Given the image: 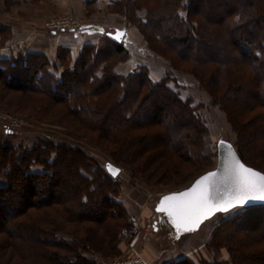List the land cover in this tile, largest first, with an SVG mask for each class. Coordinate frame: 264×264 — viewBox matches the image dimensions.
<instances>
[{"label":"trees","instance_id":"16d2710c","mask_svg":"<svg viewBox=\"0 0 264 264\" xmlns=\"http://www.w3.org/2000/svg\"><path fill=\"white\" fill-rule=\"evenodd\" d=\"M108 1L139 30L145 50L164 60L163 77L139 62L124 71L129 52L107 36L104 48L84 45L73 63L60 55V66L32 52L8 57L2 25L4 91L40 95L41 112L62 104L68 125L132 179L180 184L217 154L202 105L183 99L175 88L185 84L170 78L185 74L225 113L234 133L226 142L264 173V0ZM10 139L0 138V264H100L121 254L129 223L120 177L65 141ZM242 209L213 230L205 246L212 257L200 250L167 264H264V206Z\"/></svg>","mask_w":264,"mask_h":264},{"label":"rangeland","instance_id":"374dc122","mask_svg":"<svg viewBox=\"0 0 264 264\" xmlns=\"http://www.w3.org/2000/svg\"><path fill=\"white\" fill-rule=\"evenodd\" d=\"M63 2L64 3H60L58 0H18L15 2V0H13V10L11 9L7 12V10L1 9L0 17L3 18V23L0 21V26L3 25L7 29V36L9 37L13 35L12 27L15 28L16 31H19L18 35L22 33V30L24 31L26 28L29 29V36L31 37L34 35L32 38H36V41L40 38V43L43 44V48L50 47V44L45 42L44 35H48L49 37L50 34L56 32L72 37L74 34H80V36L77 37L78 46H76L78 49L80 48L79 51H81L84 45L89 43L104 48V45H106L104 41L106 34L114 33L116 29H122L126 32L123 45L130 55L122 66L124 71L130 70L132 64L135 65L136 62L147 65L150 76L155 79L163 77L165 72L168 71L167 65L162 58L151 55L145 50V42L139 30H137L134 25H131L124 16L115 12V9L110 6L108 0H64ZM22 3L24 4L20 5ZM60 17L72 18L79 22V27L74 30H50L47 24L51 20ZM29 18L30 22L27 23L28 25L21 23L28 22ZM6 23H10V25ZM88 23L94 26L84 28ZM92 31H94V34L91 35L94 36V38L88 39L86 34ZM24 38H26V36H24ZM65 40L67 41V39ZM56 47H58L56 50V57L55 59L51 58V60H54L53 63H57L59 66L60 55L67 54V60L69 59L70 62L73 63L79 54L78 51V53L76 52L75 55H72L71 49L65 47L63 44H59V42ZM175 76H177V82L185 85H183V88L177 89L175 85H173L174 83L170 81V86L173 85V87L180 92L183 99L192 96L196 104L200 103V105H202L199 112L210 129L209 140L213 150L217 152V144L219 141H228L231 143L234 140V133L226 121L225 113L217 106L210 103V98H208L209 96L207 93L198 87V83L191 76L177 74L174 71L170 78H174ZM43 102V98L40 95H27L23 92L4 91V87L2 83H0V113L6 112L25 121L22 127L17 130H12L5 122L0 120V138L9 136L11 138L9 143L13 145H21V143L29 145L33 142L35 143L38 139L49 140V138L60 142L65 141L69 145L85 149L93 158L96 157L106 169L108 160H101L100 157L105 158L107 155L100 152V150L93 144H90L89 141L84 140L83 136L78 133L77 130H74L68 125L70 118L65 113V107H63L62 104H57L54 105L52 111L50 108L48 113L47 110L41 112L40 109ZM216 166L217 154L214 156L212 164L200 169L195 178H191L186 182L183 181L180 184L166 181L159 184L142 183L132 179L130 170L122 166L120 168L121 172L118 175L121 180L120 185L122 186V192L118 196V200L124 204L127 211V224L132 216H137L146 222L147 218L155 212L162 196L187 189L199 176L214 170ZM176 180H178V178H176ZM241 211H244V209H242V207H237L224 215L218 214L205 223L200 228V231H198L199 233L196 234L197 239L193 242L198 243L204 241L200 249L201 251H197L202 252L207 257H212V252L208 251L205 246L213 230L219 225V222ZM172 240L176 241L172 243ZM178 241L179 237H171L170 232L165 229L159 218L149 236L138 246V251L148 264H160L164 263L165 259L173 257L172 255L184 249L182 245H184L185 242L179 241V243H177ZM180 243H182L181 246H179ZM119 247L121 254L103 259L102 263L100 261V264H110L116 261L130 260L133 258V253L128 243L121 240L120 235Z\"/></svg>","mask_w":264,"mask_h":264},{"label":"snow or ice","instance_id":"6c2138e0","mask_svg":"<svg viewBox=\"0 0 264 264\" xmlns=\"http://www.w3.org/2000/svg\"><path fill=\"white\" fill-rule=\"evenodd\" d=\"M121 35L123 33H118L117 38ZM229 156L231 162L222 174L210 172L196 181L191 189L165 196L157 211L165 212L178 230L192 231L215 211H228L252 199L264 200V175L245 167L231 153ZM107 167L114 176L120 171L111 165ZM221 183L230 184L227 199H217V186Z\"/></svg>","mask_w":264,"mask_h":264},{"label":"crops","instance_id":"0c3cea01","mask_svg":"<svg viewBox=\"0 0 264 264\" xmlns=\"http://www.w3.org/2000/svg\"><path fill=\"white\" fill-rule=\"evenodd\" d=\"M18 0H15V2ZM53 1H57V0H53ZM60 3H64V0H58ZM101 1V0H99ZM24 3L20 4L23 5ZM9 7V9H8ZM13 4L6 6V4L3 3V0L1 2L0 0V14H1V9H5L7 10V12H9L11 9L13 10ZM2 19L0 17V21L2 22ZM20 22V21H19ZM30 22V18L28 22H21L22 24H26ZM3 23V22H2ZM9 24L10 23H6ZM4 24V25H6ZM90 26H94L91 23H88L84 26V28L90 27ZM13 35L11 36V38L6 42V46L3 48V50H1L2 54L4 53L5 56L8 57H18V55H26V54H30L32 53H38V54H44L48 57L49 61L53 62L51 60V58L55 59L56 57V50L58 47H56L59 44H63L65 47H69L71 49L72 55H75L76 52L78 53V51L80 50V48L78 49L76 46H78V41H77V37L80 36V34H74L72 37L65 35L63 33H56L53 32V34H50L49 37L48 35H44L45 36V42L50 44V47L48 48H43V44L40 43V38H38L39 40L36 41V38H32L34 35H32L31 37L29 36L30 34V30L29 29H25L24 31L22 30V33L18 35V30L16 31L15 28H13ZM91 34H94V31L92 32H88L86 34V36H88V39H93L94 36H92ZM24 36H26V38H24ZM56 39V40H55ZM67 39V41L65 40ZM133 65V64H132ZM201 228V227H200ZM194 231V232H190V233H183L181 235H176L173 238H178L179 237V241H184V245H182V247H184V249H180L181 251L172 255L173 257L167 258L164 260V263H160V264H167L168 262L172 261V260H177V259H181L184 257H188L192 254V252H196L197 250H200L203 246V242H198V243H193L197 238H196V234H198L200 231ZM169 231L168 228H165ZM161 230V229H160ZM170 232V231H169ZM170 235L172 237V234L170 232ZM188 238V239H187ZM174 241L176 240H172V243H174ZM179 241L177 243H179ZM182 243L179 244V246H181Z\"/></svg>","mask_w":264,"mask_h":264},{"label":"built area","instance_id":"2783aa9c","mask_svg":"<svg viewBox=\"0 0 264 264\" xmlns=\"http://www.w3.org/2000/svg\"><path fill=\"white\" fill-rule=\"evenodd\" d=\"M47 27L50 30H74L79 27V22L69 17H60L51 20L47 24ZM0 120L5 122L12 130H17L25 124L23 119L6 112L0 113ZM158 216V213L153 212L150 217L147 218L146 222L137 216H132L129 219V227L124 228L121 234L125 240H127L128 245L133 253V258L130 260L116 261L110 264H148V262H146L143 258L142 254H140L138 251V246L142 244L149 236L154 225L156 224Z\"/></svg>","mask_w":264,"mask_h":264},{"label":"water","instance_id":"95a60500","mask_svg":"<svg viewBox=\"0 0 264 264\" xmlns=\"http://www.w3.org/2000/svg\"><path fill=\"white\" fill-rule=\"evenodd\" d=\"M118 33H123V35H121L119 38H117V35ZM125 35H126V32L122 29L120 30H115L114 33H107L106 36L111 39L112 41H114V43H118V44H121L125 38ZM224 143L221 144V141L218 142V145H217V166L214 170L212 171H209L207 173H203V175L199 176L192 184L190 187H188L187 189H184L180 192H175V193H170V194H167L165 196H170L172 194H176V193H181V192H185L189 189H191L193 187V185L196 183V181H198L201 177L207 175L208 173L210 172H217L218 174H222L223 173V170L225 168V166L227 164H229L231 162V157L229 156V153L232 154V156H234L235 160L236 161H239V163L243 164L245 167L247 168H251L253 169L254 171L260 173L261 175H264V173L252 168V167H249V166H246L242 160L239 158L238 154L236 153L234 147L232 146V144L226 142V141H223ZM231 146V148H229L228 146ZM108 165H111L114 169H119L121 170L120 168L114 166L113 164H110L108 163L106 165V169L108 171V173L116 178L121 171H119V173L117 175H112V173L108 170ZM229 191H230V184L228 183H221L217 186V199H221V198H224V199H227L228 198V195H229ZM165 196H162V198L160 199L159 201V204L158 206L160 205V202L162 201V199L165 197ZM157 206V208H158ZM253 206H264V200H259V199H252V200H249L247 201L245 204L243 205H239V206H236V207H233L231 209H229L228 211H215L212 215H210L209 217L205 218L202 220V222L198 225V227H196L194 230L192 231H183V230H178L175 225L172 223V220L171 218L165 213V212H158L157 213L162 217V220L164 222V225H166L173 233H175L176 235H180V234H183V233H190V232H194V231H197L199 230V228L205 224L206 221L210 220L211 218H213L215 215L219 214V213H227L237 207H242V208H247V207H253Z\"/></svg>","mask_w":264,"mask_h":264}]
</instances>
